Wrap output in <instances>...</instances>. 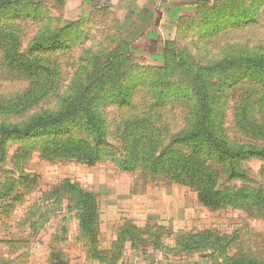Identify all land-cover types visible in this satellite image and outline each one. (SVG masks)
Returning <instances> with one entry per match:
<instances>
[{
	"label": "rangeland",
	"instance_id": "1",
	"mask_svg": "<svg viewBox=\"0 0 264 264\" xmlns=\"http://www.w3.org/2000/svg\"><path fill=\"white\" fill-rule=\"evenodd\" d=\"M26 9L33 13L0 17V24H8L18 34L21 52L27 40L45 28L67 26V44L26 53L48 68L51 82L46 97L23 110L0 109V264H232L240 257L264 264V205L212 207L201 200L197 185L189 180L123 163L135 137L148 138L151 144L144 146L151 145L150 151L157 155H192L190 146L176 140L193 129L198 119L188 68L241 56L264 57V0L206 3L179 21L159 58L147 62L134 55L140 63L129 60L127 69L128 62L123 60L125 77L135 78L133 89L126 103H100L96 98L105 141L99 147L101 156L90 164L47 156L43 149L55 143L52 135L22 137L5 130L19 128L33 114L62 101L69 87L75 86L74 68L79 63L92 68L123 36L132 40V28H126L121 11L82 0H31ZM164 61L168 66L162 70ZM239 68L237 64L227 74L209 76L217 83L208 88L213 93L205 118L232 145L264 147V133L253 129L264 122V111L253 108L252 128L239 121L236 112L248 91L264 92V73L242 75ZM15 69L0 50V103L15 99L31 83ZM226 77H230L229 86L224 83ZM153 80H159L158 87L164 89L172 84L187 86V93L155 107ZM60 134L90 142L87 131ZM203 156L195 158L210 170L220 190L264 184V156L242 161L245 176L234 180L213 158ZM79 191L93 197L90 232L80 223ZM88 247H98L106 261L93 257Z\"/></svg>",
	"mask_w": 264,
	"mask_h": 264
},
{
	"label": "trees",
	"instance_id": "2",
	"mask_svg": "<svg viewBox=\"0 0 264 264\" xmlns=\"http://www.w3.org/2000/svg\"><path fill=\"white\" fill-rule=\"evenodd\" d=\"M53 1L57 2L58 0ZM30 2L31 0H0L1 19L6 20L11 16L21 17L33 13V11L30 13L26 9ZM202 5L198 7L197 11ZM7 25L0 24V50L4 61L11 67L16 68L21 75L29 78L31 83L16 95L15 99L0 103V109L23 110L26 109L27 105L31 106L37 103L39 99L46 97L50 92L51 82L48 68L37 59L30 58L26 53L44 52L66 46L65 37L68 31L67 26H58L52 30L45 28V30L37 32V35L31 41L28 42L27 40L25 49L21 52L19 50L20 40L18 34ZM117 31L120 36L122 31L120 32L118 27ZM169 41L170 39L165 42L163 49L170 43ZM118 43L102 59L95 60L92 68L87 67V64L80 65V63L77 65L78 71L77 67L74 68L72 78L75 86L69 87L67 95L61 97V99L63 98L62 101L57 102L52 108L33 114L32 118L19 128L6 129L5 132L12 131L22 137L54 136L56 138L55 143L43 149L47 156L74 159L88 164L98 160L101 156L99 147L105 141V135L96 98H99L100 103L107 100L119 103L128 102L127 94L133 89L132 81L135 78L129 80L125 77L126 70L123 69L122 61L128 62L125 66L126 69L129 66V60L133 63L138 62L133 57L132 43L126 37L123 36V39ZM121 56L123 57L120 58ZM83 60L84 58L80 61ZM237 64L240 65L239 73L242 75L264 73V57L262 56L258 58L241 56L228 62H214L188 68L187 76L192 82L191 90L197 97L198 119L193 124V129L178 136L176 140L190 146L192 155L182 156L161 152L157 155L150 151L151 145L144 146L146 143L151 144L148 138L136 140L135 137L130 142V146L128 145L126 156L123 157L125 167L133 168L137 164L149 169L151 173H163L171 178L189 180L197 185L201 200L212 207L223 208L230 204L241 203L243 205H264V184L253 189L245 187L244 190H238L237 188L220 190L215 187L210 170L195 158L200 154H203L206 158H213L223 167L228 179L234 180L245 176L239 165L242 161L264 156L263 146L252 143L232 145L226 137L219 134L214 124L205 118L210 111L209 98L210 94L213 93L208 88L217 83V79L211 81L209 76L221 72L227 74L230 68ZM167 66L168 63L164 61L160 67L163 70ZM229 78L226 77L224 81L227 86L231 84ZM232 83L237 82L234 80ZM159 84V80L151 82L152 103L155 107L164 106L169 98L174 95L186 94L188 89L187 86L181 84H172L169 89H164L162 86L158 87ZM262 85H264V79ZM254 107L264 111V92L248 91L239 102L236 110L238 119L248 128H252L249 117L250 113L254 111ZM220 113L221 110L218 114ZM75 129L87 131L90 142L85 138H68L60 134H69ZM253 129L264 133V122H260V125H256ZM78 195L82 198L80 201L82 206L79 208L80 223L84 229L90 232L89 221L94 213L93 197L82 191H79ZM88 248L93 257H100L101 250L98 247ZM106 263L110 264L109 261H106ZM232 264L257 263L251 259L244 262L240 257L234 259ZM258 264L260 263L258 262Z\"/></svg>",
	"mask_w": 264,
	"mask_h": 264
},
{
	"label": "crops",
	"instance_id": "3",
	"mask_svg": "<svg viewBox=\"0 0 264 264\" xmlns=\"http://www.w3.org/2000/svg\"><path fill=\"white\" fill-rule=\"evenodd\" d=\"M92 5H107L121 11L119 17L131 33L133 57L147 62L159 58L164 44L177 31L179 21L193 15L198 7L218 0H84ZM134 30V32H133ZM135 58V57H134Z\"/></svg>",
	"mask_w": 264,
	"mask_h": 264
}]
</instances>
